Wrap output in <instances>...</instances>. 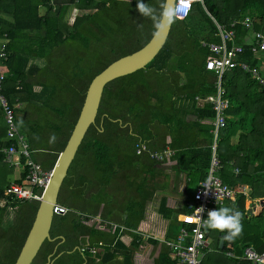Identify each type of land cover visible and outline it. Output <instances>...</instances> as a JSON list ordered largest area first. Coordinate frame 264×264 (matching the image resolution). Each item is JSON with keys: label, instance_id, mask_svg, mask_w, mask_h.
I'll list each match as a JSON object with an SVG mask.
<instances>
[{"label": "trees", "instance_id": "obj_1", "mask_svg": "<svg viewBox=\"0 0 264 264\" xmlns=\"http://www.w3.org/2000/svg\"><path fill=\"white\" fill-rule=\"evenodd\" d=\"M143 2L159 7L163 0ZM136 5L137 0H0V14L6 16L0 17L5 53L0 61V74L5 75L2 93L9 105H22L15 110V123L29 149L52 154L48 162L35 157L41 168L49 170L63 149L91 79L151 37L152 22ZM67 9L82 14L65 22ZM244 16L252 21L250 29L235 24L232 41L243 47L237 60L256 68L257 54L249 47L252 35L264 28V0H202L185 19L170 26L163 47L144 68L103 87L94 123L87 128L58 191L57 205L67 213L53 216L49 240L43 241L31 264H46L47 258L48 264H132L133 250L140 243L137 226L164 171L190 181L205 178L213 112L209 104L198 102L214 94L216 77L205 70L209 52L200 45L218 43L216 25L229 30L232 21ZM260 32L264 34V29ZM220 84L229 119L217 131L219 178L230 187L248 185L251 198L264 197V88L237 68L225 72ZM236 131L237 142L230 146ZM140 146L144 149L136 153ZM165 148L172 150L170 158L150 159V153ZM228 162L237 169L236 175L230 173ZM4 189L0 188L4 200L0 264H13L38 202L3 197ZM189 204L171 209L160 198L157 212L169 224L166 239L174 238L184 225ZM228 207L243 213L242 196ZM263 219L260 214L243 217L242 234L232 242L222 240L220 250L218 240L223 234L218 232L215 250L239 255L250 246L263 252ZM107 224L124 231L117 228L111 234ZM122 234L130 236L129 248L119 241ZM173 261L161 244L154 264Z\"/></svg>", "mask_w": 264, "mask_h": 264}, {"label": "built area", "instance_id": "obj_2", "mask_svg": "<svg viewBox=\"0 0 264 264\" xmlns=\"http://www.w3.org/2000/svg\"><path fill=\"white\" fill-rule=\"evenodd\" d=\"M202 4V0H174L175 5H179L185 11L178 13L176 20L185 19L191 12L195 4ZM240 24L244 29H250L252 21L248 16H244L239 20L232 21L229 25V30L216 25V37L218 43L205 44L201 43V47L206 48L209 55L205 59L204 68L215 75V92L212 96H207L199 102L207 103L213 112L211 125L213 126V137L209 145V163L206 170L205 178L197 183L193 193L192 201L188 205L189 213L182 218L183 226L178 229L176 236L172 240H164L162 243L171 252L174 257L172 264H201L209 242L205 237L206 231L204 228L196 230V219L198 218V209L203 208L204 211L200 214L203 219H207L208 212L215 210L226 201H234L238 192L227 186L219 178L221 168L220 160L217 154V131L224 126V120L227 118L225 111L228 108V103L223 99V89L220 81L225 72L233 69H239L249 78L257 83L259 87L264 88V77L261 76L255 67H250L244 62L237 60V57L243 53V47L237 43H233V31L231 27ZM251 53H264V34L257 32L252 35ZM249 42V39L244 38L243 42ZM5 59L3 43H0V61ZM4 75L0 74V110L5 126L4 138L0 145V155L2 160L12 167H20L22 175L18 177V183H11L3 190V197H12L13 200L19 201H35L39 202L41 192L49 181L51 170H44L39 164L31 159L32 151L28 147V142L24 134H22L15 123V110L20 109L21 104L15 102L9 105L6 98L2 95V82ZM140 146L136 151L138 153L143 150ZM172 150L165 148L161 152L150 153L149 157L154 162H161L172 156ZM236 173V170H234ZM211 182L215 189H210L205 194V188L202 186L206 182ZM4 200H0V206ZM252 205L246 208L244 215L252 217L256 210ZM256 208V207H255ZM67 213V209L60 205H53L52 215L62 216ZM246 217V218H247ZM110 233H113L117 228L120 231L122 228L115 224H107ZM227 258L236 261H245L250 264H264V251L256 252L253 248L247 246L241 249L239 255L225 253Z\"/></svg>", "mask_w": 264, "mask_h": 264}, {"label": "water", "instance_id": "obj_3", "mask_svg": "<svg viewBox=\"0 0 264 264\" xmlns=\"http://www.w3.org/2000/svg\"><path fill=\"white\" fill-rule=\"evenodd\" d=\"M173 4L174 0H168ZM170 27L164 39L149 40L137 51L116 59L96 74L89 82L85 95L66 143L58 153L51 169L48 183L41 192L30 228L21 245L13 264H31L41 244L49 240V229L53 218L52 208L57 204V195L75 152L87 130L94 123L103 87L110 81L138 71L149 63L163 47ZM222 247V239L218 241V249ZM49 258H47V263Z\"/></svg>", "mask_w": 264, "mask_h": 264}, {"label": "crops", "instance_id": "obj_4", "mask_svg": "<svg viewBox=\"0 0 264 264\" xmlns=\"http://www.w3.org/2000/svg\"><path fill=\"white\" fill-rule=\"evenodd\" d=\"M74 10L76 12H79L77 9H74ZM38 12H39V14H42L43 10L40 9ZM0 17L3 19H6L5 15L0 14ZM261 55H264V53L259 54V55L258 54L255 55L256 57L258 56V59L256 58V60H257V67L256 68L259 69V67H260L261 70H264V57H262L260 59L259 56H261ZM258 72L261 75V72L260 71H258ZM2 75H4V74H2ZM262 76L264 77V75H262ZM2 95H3V93H2ZM201 104H202V102H198V105H201ZM227 118L229 119V117H227ZM206 122H208V121H206ZM4 132H5V126L3 123L2 113L0 110V145L3 144L2 140L4 138ZM238 133L239 132L236 131V133L229 139V145L230 146H234L236 144ZM35 157L40 158L41 161H44V162H48L49 160H51L53 158L52 154L44 153L41 151L40 152L35 151V153H34L32 151L31 159L34 162H36L37 164H39L40 166H41L40 160L36 161L37 158H35ZM56 158H57V156L55 157V159L53 161L52 167L56 161ZM227 165L230 168V173H232L233 175H236L237 169L230 166L231 165L230 162H228ZM52 167L49 170H51ZM44 170H48V169H44ZM234 170H236V173H234ZM21 175H22V170L20 167L9 166L7 163H5L1 159V161H0V188L4 189L5 186L6 187L9 186V184H11V183H18L17 179ZM10 179H11V181H9ZM158 182L160 183V186L157 188V191L153 195L152 199L146 203L143 218L139 222L137 229H136L137 236L140 237V241H139L140 243L133 250V255H132V259H131L132 264H154V261L157 258V255L159 252L160 245L161 244L164 245L162 243V241L173 239V238L166 239V237H167L166 232L168 230L169 224H168V221L165 219H162L160 217L159 213L157 212V208L159 205L160 198H162V197L165 198V207L171 208V209H173V208L179 209L181 204H183L184 202L189 204L192 201L193 193H194L196 186H197V183L199 181L198 182H196L194 180L190 181L189 178L184 177L183 175H178L175 177L174 173L171 172V170L166 169L164 171L163 176H161L159 178ZM189 186H190V188H189ZM230 188H232L235 192H238V191L239 192L236 195L234 201H226L227 207L229 205L233 204L239 196H242V198H243V213L242 214L243 215H244V210H246V208H249L251 203H253L252 201L258 199L260 201L258 203H260V204L263 203L262 200L264 199V197L251 198L250 187L246 184H239V185H236V186L230 187ZM260 191L261 190L257 189V192H260ZM258 196H261V195H258ZM223 204L219 207L221 208L223 206ZM256 211H258V210H256ZM246 217L247 216L244 215V219L253 218V217H247V218ZM100 228H102V227L100 226L99 229ZM121 228L122 229L120 231L123 232L124 228L123 227H121ZM208 233H209V231L207 230L205 237L207 238V240L209 242ZM130 240H131V238L128 234H122L119 236V241L126 248H129ZM149 240H151L152 242H156V244L155 245L151 244V242H149ZM218 250H220V249H218ZM230 251L231 250H229V252ZM225 253H228V251L224 252V254ZM204 257H205V255L203 256V258ZM228 259L233 260L231 258H228ZM234 264H236V263H234Z\"/></svg>", "mask_w": 264, "mask_h": 264}, {"label": "clouds", "instance_id": "obj_5", "mask_svg": "<svg viewBox=\"0 0 264 264\" xmlns=\"http://www.w3.org/2000/svg\"><path fill=\"white\" fill-rule=\"evenodd\" d=\"M136 7L144 18L152 22V37L158 40L164 39L166 31L178 18V13L185 11V9L181 8L179 5L168 3V0H163L159 7L144 3L143 0H137ZM138 26L143 28V24H139ZM202 186L205 188V194H207L208 190L215 189L210 181ZM197 209L198 218L195 221L197 231H199L200 228L218 231L223 234L222 240L226 242H232L242 234L243 214L239 210L230 207L216 208L208 212L207 219H203L200 214L204 209Z\"/></svg>", "mask_w": 264, "mask_h": 264}, {"label": "rangeland", "instance_id": "obj_6", "mask_svg": "<svg viewBox=\"0 0 264 264\" xmlns=\"http://www.w3.org/2000/svg\"><path fill=\"white\" fill-rule=\"evenodd\" d=\"M76 14H78V16H79L82 13L81 12H76L75 10L73 11L71 9H67V11L65 12V14L63 16V21H65V22H71V20L73 19V17ZM256 24H257V22H256ZM263 29L264 28H260V30H263ZM260 30L258 32H260ZM262 57H264V55L259 56L260 59ZM256 58L258 59V56ZM259 69H258V71L261 72V75H264V70H261L260 67H259ZM9 181H11V179ZM189 188H190V186H189ZM252 202L253 203H251V205L253 207H250V208H254V209H256V210L259 211V212L256 211L255 214H253L252 217H258L259 214H260V216H262V218H264V199L262 200L263 203H261V204L258 203V202H260L258 199L254 200ZM222 207H227V203L225 202ZM244 212H245V210H244ZM11 214L12 213H10V216H11ZM243 217H244V215H243ZM208 231H209V233H208L209 246L207 247V249L205 251V254H204L205 257L202 259V264H215L216 263V260H222V262L224 264H230L231 261H230V259H228L225 256V254L220 253L217 250H215L214 243H215V240L217 239L216 237H217L218 231H213V230H208ZM229 253H231L232 255H237V254H234L233 250H231ZM222 262H217V264H223Z\"/></svg>", "mask_w": 264, "mask_h": 264}]
</instances>
